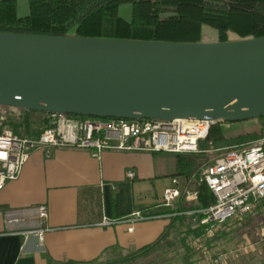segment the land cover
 I'll list each match as a JSON object with an SVG mask.
<instances>
[{"label": "water", "instance_id": "1", "mask_svg": "<svg viewBox=\"0 0 264 264\" xmlns=\"http://www.w3.org/2000/svg\"><path fill=\"white\" fill-rule=\"evenodd\" d=\"M0 105L96 118L264 116V36L182 42L0 32Z\"/></svg>", "mask_w": 264, "mask_h": 264}, {"label": "crops", "instance_id": "2", "mask_svg": "<svg viewBox=\"0 0 264 264\" xmlns=\"http://www.w3.org/2000/svg\"><path fill=\"white\" fill-rule=\"evenodd\" d=\"M29 13L18 0V15ZM130 17V9L123 15ZM148 151H106L100 160L68 147L33 151L20 176L0 192V264H87L122 256L156 240L172 217L103 225L104 217L132 212H168L158 207L174 172L171 157ZM133 170L134 178H128ZM170 170V171H167ZM177 177L181 185L187 178ZM45 206L43 242L24 233L40 227L37 208Z\"/></svg>", "mask_w": 264, "mask_h": 264}, {"label": "built area", "instance_id": "3", "mask_svg": "<svg viewBox=\"0 0 264 264\" xmlns=\"http://www.w3.org/2000/svg\"><path fill=\"white\" fill-rule=\"evenodd\" d=\"M17 107L0 105V192L6 184L20 176L30 154L44 149L49 155L51 148L68 147L86 150L93 158L101 159L106 151H148L190 153L199 151L212 127L226 122H216L209 117L201 119L175 118L124 119L74 116L65 113H46L48 126L37 137H31L9 126V120L20 117ZM128 178H134L133 170H127ZM212 192L215 202L207 208L185 212L174 211L173 205L180 200L192 202L197 199L195 190L181 185L177 177L161 194L157 206L168 212L143 213L135 211L119 218H103L102 224L127 223L133 231L136 221L159 217H174L179 214L193 215V221L212 232L223 223L242 218L264 199V134L246 144L234 145L204 167L200 174ZM40 227L24 233L43 242L48 211L45 206L37 208ZM218 263L219 258L211 260Z\"/></svg>", "mask_w": 264, "mask_h": 264}, {"label": "trees", "instance_id": "4", "mask_svg": "<svg viewBox=\"0 0 264 264\" xmlns=\"http://www.w3.org/2000/svg\"><path fill=\"white\" fill-rule=\"evenodd\" d=\"M27 4L29 13L20 16L18 0H0V32L48 36H70L73 33L77 37L182 42L228 41L264 36V0H27ZM124 4H129V18L120 15V6ZM210 33L213 34L208 37ZM24 112V132L37 137L48 126L45 113L29 110ZM38 114H43V117H37ZM254 120L260 122L259 131L254 135H263L264 116ZM36 123L37 128L34 126ZM215 127L217 126L212 129ZM13 129L18 131V126L14 125ZM243 137L244 134L236 136L235 145L243 144ZM215 141L216 139L207 145L200 142V150L197 152L170 153L174 156V172L171 176H184L188 179L198 176L207 162L205 151L211 150ZM195 190L196 201L174 211L204 209L215 202L204 182L196 186ZM263 201L264 199L259 202ZM193 217L184 213L172 217L156 240L126 254L118 261L147 258L157 250L174 247L176 241L170 238L171 233L177 225L186 223V234L180 241L184 246V262L191 264L190 259L195 251L187 244L186 239L206 232L205 226L195 223ZM194 224L196 227H193ZM220 237L218 231L209 241Z\"/></svg>", "mask_w": 264, "mask_h": 264}, {"label": "rangeland", "instance_id": "5", "mask_svg": "<svg viewBox=\"0 0 264 264\" xmlns=\"http://www.w3.org/2000/svg\"><path fill=\"white\" fill-rule=\"evenodd\" d=\"M130 9L129 4L120 6V15H125ZM213 34V33H212ZM211 33L208 37H211ZM73 36V33L70 34ZM20 117H14L9 120V126L13 128L18 126V131L24 132L23 124L25 121V112L21 111ZM46 116V113H45ZM37 117H43V114H38ZM260 122L257 120L226 122L220 126L213 128L208 137L203 140V144H210L214 139L211 150H206L207 162L201 169L213 162L217 157L229 150L235 145L236 136L245 135L241 143L247 145L251 140L256 138L259 131ZM37 128V123L34 125ZM25 133V132H24ZM27 134V133H26ZM202 148V147H201ZM200 150V146H199ZM161 157L174 156L166 153H159ZM170 171V170H167ZM200 173L191 179L187 178L185 185L191 190H195L201 182L199 181ZM184 177V176H183ZM196 191V190H195ZM196 201V200H195ZM195 201L189 202L184 199L173 205V210L179 207L190 206ZM157 218H150L153 220ZM193 227H196L194 224ZM187 224L177 225L171 233V239L176 241V245L172 248H164L157 250L147 258L138 257L136 260L119 262L118 259L122 256H107L101 260L87 264H186L184 262V246L180 239L185 236ZM221 234L219 239L209 241L215 233ZM187 244L195 251L190 259L191 264H264V201L258 202L253 210L242 218L229 220L222 225L215 227L214 231H206L204 234L197 237H187ZM219 258L218 263H213L211 260ZM116 261V262H114ZM118 261V262H117Z\"/></svg>", "mask_w": 264, "mask_h": 264}]
</instances>
